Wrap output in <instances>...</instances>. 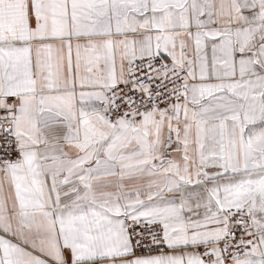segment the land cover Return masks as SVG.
<instances>
[{"label": "snow or ice", "instance_id": "6c2138e0", "mask_svg": "<svg viewBox=\"0 0 264 264\" xmlns=\"http://www.w3.org/2000/svg\"><path fill=\"white\" fill-rule=\"evenodd\" d=\"M0 264H264V0H0Z\"/></svg>", "mask_w": 264, "mask_h": 264}]
</instances>
